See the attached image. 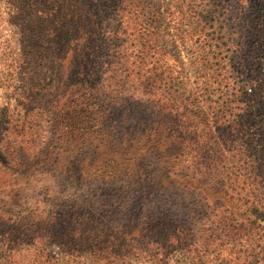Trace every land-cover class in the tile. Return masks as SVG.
Segmentation results:
<instances>
[{"label":"trees","instance_id":"obj_1","mask_svg":"<svg viewBox=\"0 0 264 264\" xmlns=\"http://www.w3.org/2000/svg\"><path fill=\"white\" fill-rule=\"evenodd\" d=\"M199 1L0 0L17 35L1 254L41 242L53 263L47 241L88 264H264V0L221 9L226 41ZM162 33L194 46L195 85ZM71 185L85 190L60 198Z\"/></svg>","mask_w":264,"mask_h":264},{"label":"rangeland","instance_id":"obj_2","mask_svg":"<svg viewBox=\"0 0 264 264\" xmlns=\"http://www.w3.org/2000/svg\"><path fill=\"white\" fill-rule=\"evenodd\" d=\"M157 1H163V0H149L150 3H154ZM235 1V0H234ZM214 2V3H212ZM231 2V3H230ZM229 4H234L232 0H205L204 3H201V1L198 2L197 6L195 8L197 11L201 14H206L208 10H212V8H215L216 10H219L216 16H213L209 19H206L207 24L211 26V31L215 32V36L219 38V40L226 41V31L224 28V21L223 18L225 15H222L221 9L223 7H227ZM229 9V8H228ZM196 16V15H195ZM162 38V45L165 47L173 57L170 58V61L174 62V57L179 58L180 62H182V65L179 66L180 73L182 79L183 76L187 77V82L189 84V87H191L194 84V75L196 76L197 73L195 70V66L192 65V50L194 46L189 41H179L172 39L169 35L161 34ZM17 40V35L13 31V27L9 24V22L5 19L2 20L0 24V70L4 71V74H7L8 72H5L7 70V58L4 48L6 51L9 50V48L14 49L15 44ZM8 49V50H7ZM192 84V85H191ZM8 89H3L2 86H0V107L5 104V102H8V100H12L14 102V98L10 97ZM55 181V180H54ZM53 181V182H54ZM85 189L80 188L77 189L75 185H71L67 187L64 191L61 192L60 198L68 199L73 198L80 194V192H83ZM34 193H32L33 195ZM53 198V197H52ZM52 198H50L52 200ZM41 199H47L46 195H38L36 197H31L30 200L32 202L41 200ZM29 200V201H30ZM51 200H47L48 202ZM43 204V203H41ZM30 239V238H29ZM47 240V239H45ZM46 244L49 246L50 254L54 257L53 263H49L47 261L46 256H40V249L39 246H41V242H36L32 244L29 242H17L15 245L18 247V251L20 254L15 257H8L6 254H1L0 252V264H68L70 261H73L75 263L80 264H88L89 259H91V256H89L87 253L79 252V251H73L69 250L67 246H61L58 244H49L47 241H45ZM67 247V248H66ZM30 248V249H29ZM38 248V249H37ZM135 262L136 258H120L117 262V264H128L129 262Z\"/></svg>","mask_w":264,"mask_h":264}]
</instances>
